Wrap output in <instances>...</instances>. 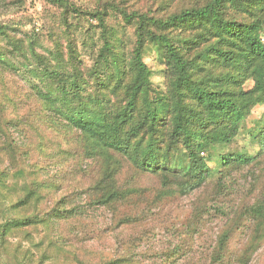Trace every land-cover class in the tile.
Masks as SVG:
<instances>
[{"label": "trees", "instance_id": "trees-1", "mask_svg": "<svg viewBox=\"0 0 264 264\" xmlns=\"http://www.w3.org/2000/svg\"><path fill=\"white\" fill-rule=\"evenodd\" d=\"M50 1L45 44L0 21V264H258L264 0Z\"/></svg>", "mask_w": 264, "mask_h": 264}, {"label": "rangeland", "instance_id": "rangeland-1", "mask_svg": "<svg viewBox=\"0 0 264 264\" xmlns=\"http://www.w3.org/2000/svg\"><path fill=\"white\" fill-rule=\"evenodd\" d=\"M78 6L88 8L92 4V0H70ZM65 8L52 3L50 0H27L26 6L21 9H16L6 14H0V21L5 23H14L16 27L21 29V33L29 36H38L40 34V43L45 44L48 41V36L52 32V27H60L62 18L65 14ZM69 22L73 24L74 30L78 36L80 49L87 59H90V52L94 45L100 46V33L96 29V21H91L85 16H78L69 11L67 14ZM85 42H91L90 47H87ZM146 60L154 70L153 80L155 85L163 83L164 76L161 72L162 66L160 65L157 54L152 49H149ZM95 110L98 113L104 111V106H97ZM264 113V104L257 106L253 114L250 116L248 123L253 125L258 117ZM240 145H246L252 152L257 151L258 145L253 143L248 134H242L239 137ZM186 204V203H185ZM187 205V204H186ZM185 206V205H184ZM187 208V206H185ZM174 218L183 215L178 209L173 212ZM2 219L0 218V222ZM207 236V235H206ZM1 260L2 264H18L13 256L3 255ZM258 264H264V245L260 251Z\"/></svg>", "mask_w": 264, "mask_h": 264}]
</instances>
